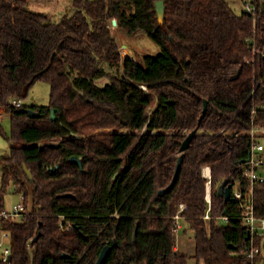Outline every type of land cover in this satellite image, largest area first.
<instances>
[{
    "label": "trees",
    "instance_id": "16d2710c",
    "mask_svg": "<svg viewBox=\"0 0 264 264\" xmlns=\"http://www.w3.org/2000/svg\"><path fill=\"white\" fill-rule=\"evenodd\" d=\"M71 1L70 13L52 19L30 0H0V111L11 113L13 141L0 160V205L11 183L31 205L25 221L5 223L10 264H96L115 241L105 264H188L177 249L180 204L198 264H258L264 236L254 237L259 252L247 257L253 239L242 206L218 191L225 181L250 190L246 162L264 142V130L251 134L264 129V6L253 14L229 0H164L161 23L157 0ZM114 20L130 35L147 34L160 52L123 57ZM37 81L50 83L49 103L12 107ZM194 129L181 151L183 132ZM181 155L177 180L161 195ZM253 191L264 218V181Z\"/></svg>",
    "mask_w": 264,
    "mask_h": 264
},
{
    "label": "rangeland",
    "instance_id": "374dc122",
    "mask_svg": "<svg viewBox=\"0 0 264 264\" xmlns=\"http://www.w3.org/2000/svg\"><path fill=\"white\" fill-rule=\"evenodd\" d=\"M237 12H241L244 8L242 2L238 0H229ZM30 8L46 13L52 19H60L63 15L72 11L71 0H30ZM112 35L116 38L123 57L130 56L133 59L140 60L146 53L158 54L160 52L159 45L152 40L147 34L138 32L134 35L128 34L126 31L120 29L117 24L112 22L110 25ZM108 81L107 78H103L98 81L100 84H105ZM51 85L47 81H37L30 88L28 95L23 98V103L27 105L32 104H48L50 100ZM12 118L11 113L3 111L0 116V160L4 156L10 154L13 141L9 139L11 136ZM148 130V129H147ZM184 134H188L189 131H184ZM263 133V131L261 132ZM58 140H53L57 142ZM260 171H264V167H260ZM2 185V169L0 164V187ZM22 194L17 193L15 185L13 183L8 187L5 194L4 204L6 207L11 206L21 200ZM182 227L176 232L177 247L178 250L188 256V264H198V260L194 257L195 253V233L189 222L185 219L180 220ZM222 224H226L227 221L221 220ZM200 264H206L201 261ZM259 264H264V245L262 248V254L260 256Z\"/></svg>",
    "mask_w": 264,
    "mask_h": 264
},
{
    "label": "built area",
    "instance_id": "2783aa9c",
    "mask_svg": "<svg viewBox=\"0 0 264 264\" xmlns=\"http://www.w3.org/2000/svg\"><path fill=\"white\" fill-rule=\"evenodd\" d=\"M259 6H264V0H248L244 4V9L255 14ZM11 106L14 108H20L23 106V101L18 98H14L11 101ZM0 111V116L2 115ZM263 128H253L251 131L252 136L262 132ZM253 155L246 162L245 176L251 181L250 190L246 193L243 191L240 183H236L232 188V196L235 197L241 204L244 211L243 219L246 226L249 229L250 237L252 240L251 247L245 252V255L249 258H255L259 252V248L254 244V237L257 235L264 236V218H260L256 215L254 206V185L259 181H264V176L260 173L259 169L264 166V142L255 143L252 147ZM203 174L207 179L206 183V200L209 203L207 218H210L209 210L212 206V170L210 166H206L203 169ZM185 208V204H180L179 212L174 216L177 223L175 231L177 232L181 227L180 220L183 218L181 211ZM31 211V205L27 204L25 195L21 196V200L13 203L11 206L6 207L5 204L0 205V264H10L12 254V231L5 226L7 222H23ZM223 220L228 221L229 216H223Z\"/></svg>",
    "mask_w": 264,
    "mask_h": 264
},
{
    "label": "water",
    "instance_id": "95a60500",
    "mask_svg": "<svg viewBox=\"0 0 264 264\" xmlns=\"http://www.w3.org/2000/svg\"><path fill=\"white\" fill-rule=\"evenodd\" d=\"M156 10H157V13H158V19L161 23H163L165 21V11H166V4H165V1L164 0H157L156 1ZM115 24H117V21L114 20L113 21ZM135 60V59H134ZM57 107H52L51 108V119L52 120H56L57 119ZM208 109V100H205V106H204V110H203V114L206 113ZM25 111H27L29 113V115L31 117H38L40 116V112H38L37 110L33 109V108H26ZM197 134V130L194 129L192 130L191 132H189L187 134V137L184 139L182 145H181V151H185L187 150L188 148H190L191 144H192V141L195 137V135ZM55 144V142H50L49 145H53ZM182 159H183V155L180 156L179 158V161H178V164H177V168H176V172H175V175H174V178L171 182V184L162 189L160 191V194L163 195L166 191L170 190L172 188V186L175 184L176 180H177V177H178V174H179V171H180V168H181V164H182ZM71 161H74V162H77L79 163L81 166H82V158L80 156H77V155H74L70 158ZM23 168L25 170V172L27 173V175L29 176L30 180H34V175H33V172L32 170L28 167V165L26 163L23 164ZM218 193L221 195V196H224L227 200L231 199L232 198V184H228V181H225L219 188V191ZM41 233H39L36 237H35V240H37L39 238ZM248 237H250V234L248 235ZM117 245V241L114 242V244L110 245H106L97 261H96V264H105L109 255H110V252L113 248V246ZM30 254H31V258H32V261L34 260V252H33V249H30ZM259 264V263H258Z\"/></svg>",
    "mask_w": 264,
    "mask_h": 264
},
{
    "label": "crops",
    "instance_id": "0c3cea01",
    "mask_svg": "<svg viewBox=\"0 0 264 264\" xmlns=\"http://www.w3.org/2000/svg\"><path fill=\"white\" fill-rule=\"evenodd\" d=\"M177 249H178V247H177Z\"/></svg>",
    "mask_w": 264,
    "mask_h": 264
}]
</instances>
